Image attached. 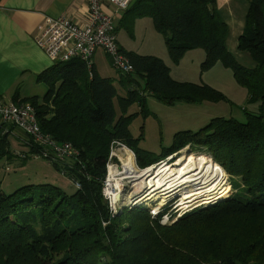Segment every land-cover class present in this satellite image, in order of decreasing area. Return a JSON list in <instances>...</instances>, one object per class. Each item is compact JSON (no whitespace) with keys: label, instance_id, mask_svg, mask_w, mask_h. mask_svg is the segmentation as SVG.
Segmentation results:
<instances>
[{"label":"trees","instance_id":"1","mask_svg":"<svg viewBox=\"0 0 264 264\" xmlns=\"http://www.w3.org/2000/svg\"><path fill=\"white\" fill-rule=\"evenodd\" d=\"M244 1V28L236 48L254 63L248 69L226 49L228 26L214 0L133 3L136 17L151 19L171 64L199 49L204 52L200 73L221 64L246 90L247 103L257 107L243 111L244 121L215 118L197 131H178L159 155L140 149L142 134L134 139L128 130L134 115L126 113L135 103L142 107L143 93L168 106L219 103L225 97L203 83L175 81L160 58L135 52H122L134 70L120 74L118 82L126 88L122 97L111 78L99 77L93 69L89 73L78 60L58 62L38 77L46 86L43 98L21 103L34 110L42 135L77 151L74 160L50 163L79 188L70 194L39 183L6 193L0 179V264H264V0ZM136 78L144 81L142 92ZM1 126L6 133L0 131V161H24L45 153L29 136ZM11 137L25 148L24 160L12 153ZM115 143L134 154L141 170L198 146L223 169L230 186L231 178L241 187L226 200L185 213L172 225L159 223L168 215L166 206L153 218L144 207L113 214L102 196V182Z\"/></svg>","mask_w":264,"mask_h":264},{"label":"rangeland","instance_id":"2","mask_svg":"<svg viewBox=\"0 0 264 264\" xmlns=\"http://www.w3.org/2000/svg\"><path fill=\"white\" fill-rule=\"evenodd\" d=\"M237 3L239 6L242 5L243 3V8L246 11L247 3L244 0H237ZM240 15L241 13L238 14L237 17L239 18ZM237 17L235 16L230 21L224 22L228 26L226 49L232 55L234 61H236L241 66L247 69L252 68L254 67V63L250 59L248 53L246 54L244 52H240L236 48L237 39H238L237 37L239 36V33H238V28L234 26V23L232 24V22H235L236 24ZM127 18L128 19L125 22H123L119 27L116 26L117 23L116 24L113 23L114 31L115 29H117L116 30L117 33L123 37V39L128 43L129 47L133 49L135 52H141L143 54H146L148 53L147 51H149L151 47H156L157 42L164 43L162 41V37L159 34H157L153 29L152 22L149 17L140 18L134 15H129ZM221 20L225 21L226 19L221 17ZM116 31H115V36H116ZM99 53L102 54V52L100 51ZM188 53L189 54H186V56H184L180 60V62L176 65L171 64L168 57L161 58L164 65L168 67L170 70V78L174 79L175 81H179V82L186 81L195 85L196 84L198 85V83H203L206 86L218 91L223 97H225L226 101L219 103L201 102L199 104L175 103L173 104V106H168L163 104L162 102L160 103L152 96L150 95L147 96V94L143 93L144 98L141 104L142 107H140L137 103H135L127 111L126 115H134V117L132 118L133 120L130 122L128 126L129 128L128 130L130 131L134 139H137V137H139L140 134H142V138L137 142V144L140 149L146 151L148 154H152L154 156L159 155L164 148H168L169 146H171L172 138L174 134L178 131H187V130L197 131L200 129V127L205 126L212 119L215 118H223V119L234 118L239 121H244L245 117L243 111L250 113V112H254L255 109H257L255 105L247 103L246 90L240 88L237 85V83L234 81L231 72L228 69H225L221 64L217 63L209 71H204L200 73V67H201L200 64L204 60V52H202L199 49H196L195 51H191ZM101 57L102 59L101 60L98 59V61L96 62L97 64L96 73L98 74L99 77L107 78V79L111 78L113 80V84L116 88L117 94H119L121 97L125 96L126 88L121 87L118 82V79L120 78V73L111 66L109 59L106 56L102 54ZM136 80L139 83L138 89L140 90V92H142L141 90L144 88V81L139 78H136ZM113 105L116 110V115L118 116L119 109L117 107L116 101H114ZM61 144H67L72 149H74L73 146H71L69 143H61ZM125 150L131 152L126 146L124 149L121 148L113 149L111 164L108 163V165H111L109 166V168L113 166H117V167L119 166L121 160L120 156L124 154ZM200 150H201L200 147L193 146L192 150L188 148L185 149L184 151L187 154L188 153L192 154L194 158L203 155L205 158L210 159L212 161V159L210 158L209 154L206 153V151H200ZM16 151H17L16 149H13L12 153L13 154L15 153V155L17 153H21L19 151L18 152ZM180 153L181 152H178L175 153V155L173 156L167 157L163 160H159L158 162L152 164L150 167L147 168L150 169L155 166H160L163 164L162 163L163 161L166 162L168 159L171 160L172 163L176 160L177 156H180ZM131 154L132 157H134L135 168L141 171V169L136 167V158L134 154L132 152ZM113 159L115 160V162L113 161ZM171 170L174 171L175 168ZM225 176L229 184V178L226 174ZM0 179L2 180L1 187L5 190L6 193H8V191H12L13 188H17L25 185H38L39 183L45 185L58 186L59 188H61L62 190L64 189L66 192L70 194L74 193L76 190L74 185L70 181H68L65 177H62L52 167L51 163L48 160L42 158H36V159L30 158L24 161H18L15 158L11 160H7L6 158H3L0 161ZM127 181L128 180L122 183L123 187L120 189V193H118L119 195L118 200L113 201L115 202L114 204L115 210L118 209L116 212L121 213L127 208L138 209L140 207H144L146 209H149L150 211L149 213H151L152 211L151 207L153 205L149 208L144 205H140L138 207H131L129 205L128 199L139 195V193H142L145 189L143 188L138 194H136L133 186L138 181L136 183H130L129 181L128 182ZM230 181L233 182L234 186H230L229 184L230 193L227 195V198L231 194H235L238 191L237 189L241 187V183L239 182L238 179H234L232 181V179L230 178ZM108 185L109 184H107V186ZM103 187L105 188L104 183H103ZM180 197L181 195L177 196V198L171 196L164 203L162 204L159 203V205L161 206L159 211L166 206L165 214H168L165 217L164 216L160 217L159 220L160 225L162 226L172 225L177 221V219L180 216L193 210V207L195 206H192L186 210H181L177 205L178 199ZM227 198L221 199V201L226 200ZM104 199L106 200V202L108 201L106 198ZM123 200L125 201L121 202ZM218 202L220 201L218 200L216 203ZM155 205H157V203ZM152 208L155 209L158 208V206L155 207L153 206ZM183 211L185 212L183 213ZM166 218L167 221H165Z\"/></svg>","mask_w":264,"mask_h":264},{"label":"built area","instance_id":"3","mask_svg":"<svg viewBox=\"0 0 264 264\" xmlns=\"http://www.w3.org/2000/svg\"><path fill=\"white\" fill-rule=\"evenodd\" d=\"M131 4L132 0H88L87 11L81 22H75L66 17L45 18L40 35L35 37V44L53 64L78 60L84 64L85 69L90 73L93 68V55L100 50L110 60L111 66L120 74H132L133 68L128 63L127 58L119 52L113 25L116 16L119 13L128 11L132 6ZM2 124L7 127H13L21 135L29 136L35 144L46 150L41 156L36 155L32 159L42 158L49 162L53 160L62 163L74 160V157L78 155L77 151L69 145L56 144L49 136L40 133L34 110L28 104H16L0 100V131L1 133H6L5 128L1 126ZM113 147L116 149L125 148L115 143L109 153V164H111L113 156ZM16 157L19 160L26 158L22 153H17ZM109 166L111 165L106 166V170ZM148 170L146 168L140 172L141 174H147ZM107 174L103 181L105 188H102V196L108 200V207L115 214L118 209L116 208L117 210H115V202H113L112 196L107 194ZM72 184L75 189L79 188V184ZM138 196L128 199L131 207H138L130 203L131 200ZM154 203L144 202L142 204L144 206H158V208H155L156 210L152 208L153 206L151 207L150 215L152 218L157 216L161 208L160 202H156L157 205ZM165 221H167V218Z\"/></svg>","mask_w":264,"mask_h":264},{"label":"crops","instance_id":"4","mask_svg":"<svg viewBox=\"0 0 264 264\" xmlns=\"http://www.w3.org/2000/svg\"><path fill=\"white\" fill-rule=\"evenodd\" d=\"M88 0H0V100L13 102L16 99L21 103L24 99L37 97L39 100L46 93V86L38 77L54 64L35 44V37L40 35L45 18L66 17L75 22H81L87 11ZM119 13L114 23L120 26L129 15H134L131 10ZM219 18L230 21L237 17L234 26L238 28L239 35L244 28L243 3L238 5L237 0H214ZM246 2V1H245ZM233 4V5H232ZM242 6V7H241ZM247 7V4H246ZM109 10V9H108ZM235 15V16H233ZM135 16V15H134ZM141 18V17H140ZM133 23V22H132ZM131 23V24H132ZM227 26V25H226ZM117 27V28H118ZM117 29H115L116 31ZM163 41V40H162ZM164 42V41H163ZM116 43L120 54L122 52H135L123 37L116 31ZM96 51L93 55V70L97 71L96 62L102 59ZM101 52V51H100ZM146 53L156 58L168 57L164 43H158ZM191 52V51H189ZM144 56L141 52H135ZM186 54H189L186 52ZM186 54L184 56H186ZM104 55V54H103ZM202 60V57H201ZM110 62V60H109ZM111 64V63H110ZM11 149L23 152L21 143L11 137ZM13 159V158H12ZM11 188V187H9Z\"/></svg>","mask_w":264,"mask_h":264},{"label":"bare ground","instance_id":"5","mask_svg":"<svg viewBox=\"0 0 264 264\" xmlns=\"http://www.w3.org/2000/svg\"><path fill=\"white\" fill-rule=\"evenodd\" d=\"M120 158L118 167L107 169L106 183L109 184L107 192L113 196V201L118 200V193L126 180L130 183L138 181L133 186L136 194L145 189L137 198L130 201L134 206H140L144 202L162 204L171 196L176 198L181 195L178 199V207L186 210L195 206L194 209L211 201L225 199L230 192L223 170L203 155L194 158L192 154L183 151L174 162L171 163L169 159L163 161L162 165L149 169L147 174H141L135 168L134 157L128 150H125ZM174 168L175 170L172 171L171 169ZM175 189L177 193L172 194ZM151 206L147 205V207Z\"/></svg>","mask_w":264,"mask_h":264},{"label":"water","instance_id":"6","mask_svg":"<svg viewBox=\"0 0 264 264\" xmlns=\"http://www.w3.org/2000/svg\"><path fill=\"white\" fill-rule=\"evenodd\" d=\"M177 190H179V188H177ZM171 193H172V194H176V193H177L176 189H175L174 191H172ZM176 198H177V197H176ZM173 199H174V198H173ZM217 201H218V200L211 201V202H209L208 204L203 205V207H209V206L215 205ZM219 201H221V200H219ZM203 207H202V208H203Z\"/></svg>","mask_w":264,"mask_h":264}]
</instances>
